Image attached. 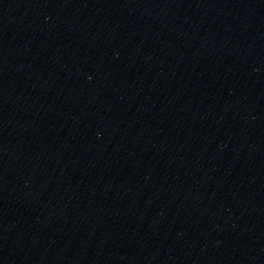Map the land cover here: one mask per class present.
Wrapping results in <instances>:
<instances>
[{
	"label": "water",
	"instance_id": "95a60500",
	"mask_svg": "<svg viewBox=\"0 0 264 264\" xmlns=\"http://www.w3.org/2000/svg\"><path fill=\"white\" fill-rule=\"evenodd\" d=\"M0 264H264V0H0Z\"/></svg>",
	"mask_w": 264,
	"mask_h": 264
}]
</instances>
